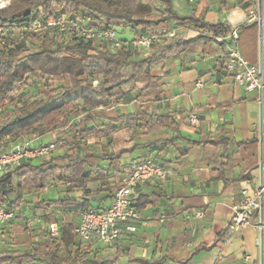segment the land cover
<instances>
[{
	"label": "crops",
	"instance_id": "obj_1",
	"mask_svg": "<svg viewBox=\"0 0 264 264\" xmlns=\"http://www.w3.org/2000/svg\"><path fill=\"white\" fill-rule=\"evenodd\" d=\"M6 1L9 5L11 0ZM258 1L172 0V10L181 16L194 15L203 23L224 24L229 33L237 28L243 57L256 64L261 54L264 58V45L261 46L257 26L246 23L245 19L248 10ZM159 7L161 17L171 15L166 11L167 7ZM126 27L134 34L132 39L144 33L173 30L182 34L184 40L176 42L174 52L165 59L163 66L151 71L160 79L162 94L160 99L149 104L150 124L135 128L116 123L109 149L123 152L120 166L117 169L110 161L100 159L96 169L102 170L116 186L120 182L122 167L150 157L167 168L170 175L165 182H149L135 189L133 198L142 215L136 232L124 231L113 245L96 237L83 243L91 244L93 250L103 255L117 256V264H259L257 229L251 225L233 231L228 228L232 208L239 202L242 188L248 187L253 192L258 185L262 118L259 91L239 86L224 70L225 45L218 43L214 35H211L212 39H198L200 35L208 34L206 29L185 30L174 19L150 30ZM229 33L225 36L228 37ZM167 37H159L153 46ZM152 48L140 50L142 57H149ZM145 85L139 83V87ZM126 101L132 103L130 110H120L116 106L115 109L122 114L134 113L138 106L134 95ZM192 112L199 114L197 126L189 122ZM158 116L163 117L159 119ZM123 129L129 134L127 142L120 134ZM47 136L50 134L23 139H29L34 145L54 142L47 140ZM87 142L100 151L108 140L88 137ZM38 160H24L22 163H37ZM66 187V183L50 180L42 191L25 194L19 206L11 208L5 204L15 212V218L0 228V235L9 223L28 218L33 212L38 221L34 235H29L31 241L48 239V222L37 207L41 199L50 202L72 197L77 204L88 201L87 207L95 208H106L113 201L112 197L97 192L98 181L86 187H76L70 193ZM54 188L62 191L63 197L47 198L48 192ZM15 199L16 193L13 192L10 200ZM198 210H204L203 217L195 215ZM80 211L70 207L64 211L53 206L52 217L59 227L65 221H73L77 226ZM44 224L48 225L46 229ZM19 226L22 227L15 225V229L18 230ZM21 229L20 232L27 233V229ZM0 244H3L1 239ZM200 246L203 247L197 250Z\"/></svg>",
	"mask_w": 264,
	"mask_h": 264
},
{
	"label": "trees",
	"instance_id": "obj_2",
	"mask_svg": "<svg viewBox=\"0 0 264 264\" xmlns=\"http://www.w3.org/2000/svg\"><path fill=\"white\" fill-rule=\"evenodd\" d=\"M160 5L167 7L169 17L158 14ZM73 11L102 26L150 30L174 19L185 30L208 31L198 39L229 33L224 24L203 23L194 15L174 14L172 0H11L9 5L0 7V27L9 30L7 46L0 48V150L25 137L55 131L61 134L54 141L57 148L50 156L40 157L37 163H22L0 174V201L11 208L19 206L25 194L42 191L50 180L66 183L68 193L98 181L97 192L114 199L119 185H112L104 172L96 169L97 163L102 159L117 169L120 166L123 152L109 149L116 123L135 128L150 124L149 104L162 94L160 79L151 71L163 66L174 52L176 42L184 40L182 34L176 33L152 46L149 57H142L134 45L136 38L122 39L124 46L114 52L106 43H94L75 35L66 37L56 31L51 34L49 30L37 35L24 29L33 19L48 12ZM16 29H23V37L13 34ZM139 83L146 85L139 87ZM32 85L37 87L35 92L27 90ZM130 95H134L138 106L134 113L122 114L115 109V103ZM73 116L79 119L72 122ZM99 116L107 122L95 124ZM88 137L97 140L104 137L108 143L99 151L88 144ZM129 168L122 167L120 177ZM13 192L16 199L11 201ZM87 205L88 201L77 204L74 198L68 197L50 202L41 199L37 207L50 225L55 222L53 206L65 211L69 207L83 210ZM75 229L76 223L65 221L61 224L60 236L49 233V238L40 242L31 241L29 236L25 248H1L0 264H117V256L93 250L91 244L87 246L79 239ZM62 250L67 252L61 254Z\"/></svg>",
	"mask_w": 264,
	"mask_h": 264
},
{
	"label": "built area",
	"instance_id": "obj_3",
	"mask_svg": "<svg viewBox=\"0 0 264 264\" xmlns=\"http://www.w3.org/2000/svg\"><path fill=\"white\" fill-rule=\"evenodd\" d=\"M7 5L6 0H0V7ZM246 23L255 24L259 32L261 46L264 45V1L259 0L255 7L248 10ZM34 34L46 31H55L66 37L75 35L94 43H106L114 52L119 51L124 42L117 36L112 26L95 25L90 18L76 11L57 14L48 12L36 17L24 28ZM13 34L23 37V29H16ZM175 31H161L157 34H141L134 45L139 50H150L156 40L161 36L173 37ZM9 30L0 27V48L7 46ZM239 30L234 28L229 36L214 35L218 43L225 45L224 70L230 74L234 81L249 91L257 90L260 93L262 118L260 124L261 155L259 161V177L257 188L250 192L248 187L241 190V198L232 208L229 230L233 231L244 225L254 226L258 231L256 244L260 250V263L264 264V58L260 55L258 63L254 64L243 57L239 44ZM28 53V52H27ZM189 122L197 126L200 123L199 114L192 112ZM57 148L56 142L34 145L29 139L19 140L17 143L0 150V174L7 169H14L24 160H33L50 156ZM170 171L152 158L135 161L120 177V184L115 191L112 203L106 208L87 207L80 211L76 234L82 241L98 238L105 244L113 245L122 236L124 231L136 232L138 223L142 218L141 212L133 198L135 189L145 183H162L167 180ZM197 217H203L204 210H198ZM15 218V212L0 201V228ZM52 236L60 235L57 222L49 225Z\"/></svg>",
	"mask_w": 264,
	"mask_h": 264
},
{
	"label": "rangeland",
	"instance_id": "obj_4",
	"mask_svg": "<svg viewBox=\"0 0 264 264\" xmlns=\"http://www.w3.org/2000/svg\"><path fill=\"white\" fill-rule=\"evenodd\" d=\"M158 10L160 11L161 9L159 8ZM114 28H115V30L117 32V36L119 38H127L130 40L134 37V34L132 33V31L129 27H125L124 25H116V26H114ZM144 34H146V33H144ZM151 34H157V32H151ZM36 89H37V87L35 85H32V86L27 88L28 91H33V92H35ZM115 106H116V108H120V110L121 109H129L130 110L132 108V103L128 102L126 100H122V101H119L118 103H115ZM78 119L79 118H77V116L71 117L72 122H75ZM105 121H106V119H102V118H100V116L95 118V124L105 122ZM120 134L122 135V138L124 139V141L127 142L128 138H129L128 131L123 129ZM59 137H61L60 131H55L54 133L50 134V136H47L46 139L49 141H51V140L55 141ZM63 195L64 194L62 191H60L58 188H54L52 191L48 192L46 197L50 198V199H55V198H61V197H63ZM59 214H60V212H59ZM28 215H29L28 218H18L16 221L9 223V225L7 227H4L2 229L0 239L3 241V244H0L1 247L21 248L24 246L25 243H27L29 235H32V236L34 235V232L36 230L35 224L38 221V217H36L33 212H31V214H28ZM17 224L22 225V227H24V228L26 227L27 233H24L23 231L20 232V231L16 230L15 225H17ZM44 226H45V224H44ZM47 226L48 225H46L44 229H46ZM60 253L65 254V250H62Z\"/></svg>",
	"mask_w": 264,
	"mask_h": 264
}]
</instances>
